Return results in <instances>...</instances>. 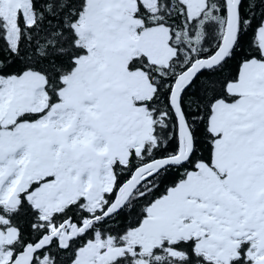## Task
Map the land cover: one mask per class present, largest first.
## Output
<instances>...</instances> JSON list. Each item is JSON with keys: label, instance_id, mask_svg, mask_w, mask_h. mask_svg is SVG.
<instances>
[{"label": "snow or ice", "instance_id": "obj_1", "mask_svg": "<svg viewBox=\"0 0 264 264\" xmlns=\"http://www.w3.org/2000/svg\"><path fill=\"white\" fill-rule=\"evenodd\" d=\"M0 264H264V0H0Z\"/></svg>", "mask_w": 264, "mask_h": 264}]
</instances>
